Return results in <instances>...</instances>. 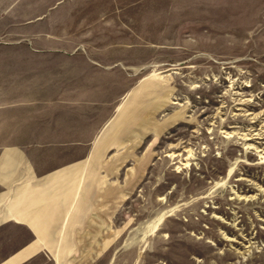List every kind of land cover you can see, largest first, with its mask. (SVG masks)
<instances>
[{"label":"rangeland","instance_id":"374dc122","mask_svg":"<svg viewBox=\"0 0 264 264\" xmlns=\"http://www.w3.org/2000/svg\"><path fill=\"white\" fill-rule=\"evenodd\" d=\"M32 55L114 67L122 110L61 145L97 176L24 264H264V0H0V56ZM4 234L0 259L34 238Z\"/></svg>","mask_w":264,"mask_h":264},{"label":"crops","instance_id":"0c3cea01","mask_svg":"<svg viewBox=\"0 0 264 264\" xmlns=\"http://www.w3.org/2000/svg\"><path fill=\"white\" fill-rule=\"evenodd\" d=\"M96 64L93 58L74 55L0 56V239L9 226L34 237L0 264H24L51 245L64 229H54L63 218V181L97 176L101 147L89 154V166L81 174L76 158L64 156L61 145L111 144L116 139L102 134L111 127L110 136H118L122 103L116 104L117 94L108 86L114 67ZM65 197L69 200L71 194ZM69 212L64 222L70 221Z\"/></svg>","mask_w":264,"mask_h":264}]
</instances>
